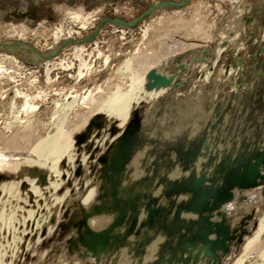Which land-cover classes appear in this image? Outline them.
Listing matches in <instances>:
<instances>
[{
  "label": "rangeland",
  "instance_id": "1",
  "mask_svg": "<svg viewBox=\"0 0 264 264\" xmlns=\"http://www.w3.org/2000/svg\"><path fill=\"white\" fill-rule=\"evenodd\" d=\"M145 71L165 92L119 133L91 101ZM88 115L50 189L28 149ZM14 158L0 264H264V0H0V162Z\"/></svg>",
  "mask_w": 264,
  "mask_h": 264
},
{
  "label": "bare ground",
  "instance_id": "2",
  "mask_svg": "<svg viewBox=\"0 0 264 264\" xmlns=\"http://www.w3.org/2000/svg\"><path fill=\"white\" fill-rule=\"evenodd\" d=\"M145 62V61H144ZM153 62V61H152ZM131 65V64H129ZM143 65V64H142ZM142 65H138V66H142ZM146 65V64H144ZM143 65V66H144ZM154 66V65H152ZM152 66H150V68L152 69ZM145 67V66H144ZM147 67V66H146ZM156 67V66H155ZM153 67V68H155ZM142 68V67H141ZM149 67H147V69H150ZM136 69H139V68H136ZM145 69V68H144ZM152 71V70H151ZM153 71L155 72L156 71V75L155 77H162L163 74L161 73V71L159 70V68H155L153 69ZM147 75H150L148 73V71H145L143 74L141 73L140 76H136L134 79H133V83L131 85V87H129L130 89L128 91H126L125 93H120V92H116L115 93H112L110 95H108L104 100L101 99L100 97L96 98V100H92L91 101V109H92V112L95 111V113H97V111L101 112V111H104L107 113H109L111 116L116 114L119 116L120 118V123L118 124V129H119V133L122 132L123 130V127L125 126L129 116H130V113L132 111V109L134 108V106L138 103V101L144 97H152V96H156L160 93H162L163 91L165 92V88H154V89H150V81L148 80L147 78ZM154 77V76H153ZM164 77V76H163ZM167 80H169V83H170V79H168V76H165ZM161 79V78H160ZM159 79V80H160ZM157 80V79H156ZM152 82V81H151ZM167 84V83H166ZM159 86V85H158ZM89 94V93H88ZM82 98V97H81ZM85 99V98H83ZM66 100V99H65ZM80 100V99H79ZM91 100V99H90ZM89 100V101H90ZM67 102V101H66ZM75 102V98L73 99V101H69L68 102V106H72L74 105L73 103ZM90 103V102H89ZM65 105V104H64ZM23 108L24 110H28L31 106H29V104L25 101V103L23 104ZM75 106V105H74ZM71 108V107H70ZM37 109V108H36ZM64 109H65V106H64ZM22 111V110H21ZM29 111V110H28ZM34 111V109H33ZM27 112V111H26ZM90 112V111H89ZM25 113V112H23ZM30 113V112H29ZM33 113V112H32ZM31 113V114H32ZM89 114V113H88ZM92 114V113H91ZM90 114V115H91ZM94 114V113H93ZM29 115V114H28ZM90 115H88V117H86L83 121V123H80V126H79V123L76 124V126H69L66 131L63 130L62 128H58L57 129V132H55V134L51 137H46L44 139H41V140H38L36 142H34L33 146L28 149L30 156H31V161L28 159L25 160V161H28L27 162V165L29 163L30 167L32 166L33 168L36 169V172L38 173H43V174H47L48 178L50 179V189H57L58 186H59V177H60V174H61V169H60V159L63 158V156H65L64 158L67 159V163L68 165L72 164L73 163V160L75 159L74 157V143H75V137L76 135L80 134L83 132V130L85 129V126L87 124V122L89 121L88 118L90 117ZM115 115V116H116ZM92 116V115H91ZM117 118V116H116ZM28 124V123H27ZM24 132V131H23ZM26 132V131H25ZM22 134V133H21ZM17 135V134H16ZM22 136V135H21ZM17 137V136H15ZM116 137V136H115ZM23 139H18V137L16 138L17 140L15 141V145H26L28 140L27 138L29 137H22ZM14 139V138H13ZM110 140V139H109ZM108 141V140H107ZM33 142V141H32ZM98 142V141H96ZM14 143V142H13ZM11 143V144H13ZM102 143V142H101ZM30 144V143H29ZM32 144V143H31ZM30 144V145H31ZM87 144V143H86ZM17 148L19 146H14V148ZM19 159V158H18ZM86 159V158H84ZM83 159V160H84ZM10 160V159H9ZM86 161V160H85ZM14 163H16V160L15 158L12 159L10 162H8V159H3L1 162H0V171H4L6 170V172H13V168L15 167ZM85 163V162H84ZM73 165V164H72ZM74 167V165L72 166ZM16 169V168H15ZM68 171V170H67ZM15 172V171H14ZM15 174V173H14ZM70 174V173H69ZM55 177V178H54ZM54 178V180L52 179ZM26 179V178H25ZM29 185H30V190L31 192L34 193V196L36 198H38L39 196V190L37 188V186H35V182L36 180H27ZM4 185V184H3ZM6 185V184H5ZM15 185V183L13 184H10L8 187H10V190L11 188ZM7 187V185H6ZM7 187V189H8ZM19 187V186H17ZM21 187V186H20ZM15 188V187H14ZM6 189V190H7ZM49 190V189H47ZM2 191V190H1ZM47 193V192H46ZM53 193V192H52ZM50 194V193H49ZM98 194V189L95 188L93 189L92 191H90V196L88 197H84L86 198L84 200V208H86V210H88V208H90V205L92 204V201L95 200L94 198H96ZM42 196V194L40 195ZM15 197V196H13ZM19 200V199H18ZM50 200V199H49ZM40 201V200H39ZM55 201V200H54ZM53 201V202H54ZM46 202V201H45ZM51 203V202H50ZM39 204V203H38ZM45 204V203H44ZM47 205V204H45ZM49 207V206H48ZM92 207V206H91ZM47 208V206H46ZM50 208V207H49ZM48 210V209H47ZM51 210V209H50ZM45 212H48V211H45ZM42 215V214H41ZM40 215V216H41ZM45 217H47L45 214H44ZM29 217V215H28ZM30 217H32L30 215ZM109 217V216H107ZM39 218V217H38ZM42 218V217H41ZM40 218V220H41ZM48 218V217H47ZM264 218V217H263ZM262 218V219H263ZM43 219V218H42ZM98 218H92L89 220V226L95 230H102L104 227H106L107 223L109 224L111 222V219L107 218L106 220L102 219L100 221L97 220ZM114 219V218H113ZM25 220V219H24ZM39 219H37L38 221ZM45 220V218H44ZM36 221V223H37ZM42 222V220H41ZM40 222V223H41ZM39 223V221H38ZM262 223V221H261ZM41 224H44L41 223ZM47 223H45L46 225ZM44 225V226H45ZM23 226V225H22ZM32 226V225H31ZM38 226V224H37ZM42 226V227H44ZM95 226V227H93ZM46 227V226H45ZM50 228V227H49ZM264 220H263V224H260V228H259V231L262 229L263 232H264ZM51 229V228H50ZM49 229V231H50ZM258 230V229H257ZM37 231V230H36ZM24 232V231H23ZM48 232V231H47ZM49 233V232H48ZM24 234V233H23ZM258 235H256V238H258V236H262V231H261V234L260 233H257ZM260 234V235H259ZM99 236H102V235H99ZM99 236L96 237V239H99ZM104 236V234H103ZM260 238V237H259ZM255 240V238L253 237V239L255 240L256 243L259 244L258 240ZM254 240H251L252 242H249L247 244V247L248 248H253V247H256V244L254 242ZM260 245V244H259ZM258 246V245H257ZM246 247V249H247ZM250 248V250H251ZM258 248V247H256ZM260 248V246H259ZM17 249V248H16ZM261 249L263 250L262 251V255L264 256V246L261 247ZM246 254V253H245ZM244 254V255H245ZM250 255V254H248ZM263 256H260V260L261 261V258ZM243 257H247L246 255L243 256ZM263 259V258H262ZM242 260V259H240ZM239 260V261H240ZM264 260V259H263ZM247 262H249L248 264H250L251 260H246ZM245 260H242V263L241 264H244L246 263ZM257 261V263L259 262ZM237 262V261H236ZM235 262V263H236ZM254 264L255 262H251V264ZM240 264V263H238ZM247 264V263H246ZM256 264V263H255Z\"/></svg>",
  "mask_w": 264,
  "mask_h": 264
}]
</instances>
